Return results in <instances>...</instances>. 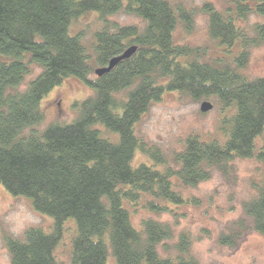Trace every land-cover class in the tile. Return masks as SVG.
Masks as SVG:
<instances>
[{
	"label": "trees",
	"instance_id": "obj_1",
	"mask_svg": "<svg viewBox=\"0 0 264 264\" xmlns=\"http://www.w3.org/2000/svg\"><path fill=\"white\" fill-rule=\"evenodd\" d=\"M230 2L235 15L229 17L210 3L203 9L212 39L240 46L232 63L201 62L198 48L177 44L174 33L180 24L192 28L193 11L169 0H0V55L10 57L0 62V186L55 221L49 233L30 227L23 238H8L10 264H61L57 250L69 219L78 229L71 264H199L190 254L188 232L179 236L176 257H162L158 247L174 237L172 225L146 219L137 230L127 206L145 197L149 211L169 212L188 203L175 181L196 187L213 170L228 175L236 159L264 165V147L256 149L264 131V77L242 73L251 49L264 45V0ZM92 12L104 23L94 36V55L81 34H71L74 21ZM119 13L144 25L110 20ZM251 13L263 18L252 36L238 24ZM132 46L138 51L131 58L91 78ZM34 66L41 71L27 83ZM69 77L82 80L94 95L75 104L73 122L39 129L45 121L41 102ZM167 93L215 97L233 110L222 126L226 141L190 136L172 160L145 143L136 126ZM99 125L111 135L103 138ZM137 150L153 164L134 167ZM243 210L251 223L234 222L220 244L237 247L250 231L264 236V180Z\"/></svg>",
	"mask_w": 264,
	"mask_h": 264
},
{
	"label": "rangeland",
	"instance_id": "obj_2",
	"mask_svg": "<svg viewBox=\"0 0 264 264\" xmlns=\"http://www.w3.org/2000/svg\"><path fill=\"white\" fill-rule=\"evenodd\" d=\"M175 4H183L193 11L192 28L187 29L180 24L175 33L177 44L189 45L199 49L201 62L217 59L230 61L240 51V46L221 45L209 35V17L204 5L212 4L216 10L226 17L235 15L230 0H169ZM111 21L120 25H144L136 16L119 13L110 17ZM263 18L255 13L249 14L238 22L239 26L250 36L253 27L262 22ZM104 28L98 12H92L76 19L71 27V34H81L90 55H94L92 44L96 32ZM10 57L0 55V62H8ZM41 69L34 66L33 75L27 83L40 73ZM248 78L264 77V45L251 49L250 62L242 71ZM92 79L96 74L91 75ZM94 95V89L76 77L67 78L64 83L52 90L41 102L45 121L39 129L49 124H68L74 121L77 113L75 104ZM213 105L207 113L201 112L203 103ZM233 110L224 109L215 97L194 99L179 93H167L152 105L136 126V134L145 143L159 148L169 159L182 151L190 136H199L202 141L217 140L224 143L227 136L222 131L223 122L230 118ZM97 129L103 138H107L109 130L99 125ZM109 134L108 136H110ZM117 140H113L115 143ZM264 147V131L256 140V149ZM152 165L153 160L137 150L132 165ZM172 164V162H171ZM233 169L228 175L218 170L212 171L210 180L196 187H182L177 181L176 190L188 200L186 205L172 206L171 211L153 213L145 208L147 198L138 205H128L131 221L135 229L141 230L142 221L155 219L169 223L174 228V237L158 247L162 257H176L175 246L182 232L190 234V254L199 264H264V236L250 231L242 236L237 247L220 244L222 234L229 233L231 225L247 218L243 204L258 193L264 180V165L255 158L236 159L232 162ZM54 218L40 213L33 207L32 201L26 197H16L5 187L0 186V264H10V253L7 248L8 238H23L30 227H40L51 232ZM77 222L69 219L65 223L64 238L57 250L61 264H71L72 240L77 234ZM111 263V260L109 259Z\"/></svg>",
	"mask_w": 264,
	"mask_h": 264
},
{
	"label": "water",
	"instance_id": "obj_3",
	"mask_svg": "<svg viewBox=\"0 0 264 264\" xmlns=\"http://www.w3.org/2000/svg\"><path fill=\"white\" fill-rule=\"evenodd\" d=\"M138 51V46H132L130 48H128L122 55L113 58L109 65L107 67L104 68H99L96 70V75L97 76H102L106 73H109L111 70H113L121 61L126 60L131 58L136 52ZM213 105L205 102L202 104L201 106V112L203 113H207L210 110H212Z\"/></svg>",
	"mask_w": 264,
	"mask_h": 264
}]
</instances>
